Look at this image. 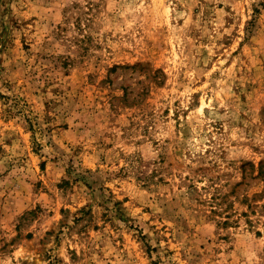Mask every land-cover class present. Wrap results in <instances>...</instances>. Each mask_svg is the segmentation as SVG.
Returning a JSON list of instances; mask_svg holds the SVG:
<instances>
[{"label": "rangeland", "instance_id": "374dc122", "mask_svg": "<svg viewBox=\"0 0 264 264\" xmlns=\"http://www.w3.org/2000/svg\"><path fill=\"white\" fill-rule=\"evenodd\" d=\"M0 264H264V0H0Z\"/></svg>", "mask_w": 264, "mask_h": 264}]
</instances>
